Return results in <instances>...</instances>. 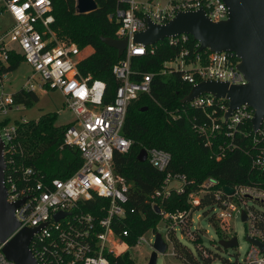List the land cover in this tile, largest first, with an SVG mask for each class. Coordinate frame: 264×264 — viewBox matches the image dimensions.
<instances>
[{
  "label": "built area",
  "instance_id": "obj_1",
  "mask_svg": "<svg viewBox=\"0 0 264 264\" xmlns=\"http://www.w3.org/2000/svg\"><path fill=\"white\" fill-rule=\"evenodd\" d=\"M198 9H202L215 22L226 20L229 14L223 0H118L108 18L119 24L116 37H127L129 42L111 67L118 86L105 101L106 82L93 78L90 73L83 74L78 68V46L55 36L51 0H0V12H7L13 21L8 31V41L0 38V69L7 65L8 53L14 51L32 66L30 79L34 78V74L39 76L37 84L28 79L21 89L33 92L35 87L58 89L62 93L73 119L65 127L61 148H75L81 159L80 166L71 175L47 180L40 178L33 168L16 162L14 141L17 128L20 123L27 121L18 113L26 107L15 102L13 93L6 91L8 72H1L0 138L4 144L6 163L3 182L7 201L19 202L14 210L19 229L39 227L29 244L39 264H119L111 262L110 258L124 255L130 247L146 243L153 249L157 226L139 234L134 244L126 241L128 229L122 228L119 232L114 230V226L127 212L128 183L117 176L113 168L115 153H126L131 145V141L122 134L127 106L140 94L150 93L151 82L156 75L137 72L132 68L133 57L148 52V47L134 44L132 36L144 31L148 20L161 25L177 12ZM188 39L187 34L164 39L171 46L180 45L182 50L165 63L159 74L181 70L184 72L182 79L191 86L203 80L221 81L229 85L246 83L243 74L237 69L239 59L234 53L203 50L191 54L185 47ZM155 45H150L149 50L152 51ZM223 101L227 100L204 93L187 103L209 120L196 127L207 146L211 147L216 140L229 139L228 143L219 144L216 160L236 148L234 136H247L242 126L251 123L254 114L251 107L243 104L225 118L228 104L225 105ZM252 142L256 151L252 166L264 173V117L256 132L252 127ZM145 150L149 164L165 172L170 164V153L156 147ZM173 182L177 184L173 185ZM193 185V181H189L185 174L166 171L160 188L150 197L152 208L155 205L159 207L158 214H161L166 229L164 236H161L167 249L168 244H171L173 255L171 233L176 236V229L182 232V227L189 223V219L187 231L190 229L194 208L199 206L204 197H211L212 201L206 207L212 209L220 228L231 229L232 218L241 217V212L245 211L248 224L246 234L264 242V212L247 203V200H254L264 204V182L236 184L230 186L231 193L213 177ZM172 193H186L189 207L175 212L163 211L156 200H165ZM95 199L100 201L94 203ZM58 214L61 215L56 217ZM257 222L259 225H256ZM1 247L0 244V264H14L5 257ZM244 264H264V254L249 243Z\"/></svg>",
  "mask_w": 264,
  "mask_h": 264
},
{
  "label": "trees",
  "instance_id": "obj_2",
  "mask_svg": "<svg viewBox=\"0 0 264 264\" xmlns=\"http://www.w3.org/2000/svg\"><path fill=\"white\" fill-rule=\"evenodd\" d=\"M95 2L97 4L95 10L76 14L74 0H51L54 16L52 28L57 38L71 41L78 46L79 70L83 74L90 73L93 78L106 82V101L118 86V81L111 73V67L119 57L115 49L100 40V36L116 37L119 24L114 19H109L108 15L117 6L118 0ZM149 47L147 54L133 57L132 68L137 72L156 74L151 82V91L149 94H140L127 106L122 134L131 141L130 149L126 153H115L113 160L115 174L128 183L127 212L114 226V230L119 232L122 228L128 229L129 236L126 241L130 244H134L139 234L155 229L159 222L160 215L152 208L150 197L160 188L166 171L185 174L189 181H193V186L207 177H213L225 186L264 182V173L252 166V157L256 151L252 142L251 123L247 122L242 126L247 136H234L236 148L227 151L220 160H216L219 144L228 143L229 139L216 140L211 147L207 146L196 127L197 124L209 120L198 109H192L187 103L181 102L191 88V84L182 79L184 72L173 70L170 73L159 74L165 63L176 57L182 47L171 46L167 40L158 42L152 51ZM185 47H188L191 54H196L198 43L189 35ZM8 54L7 65L2 66L0 73L10 72L24 61L23 57L14 51ZM13 97L15 102L25 107L32 106L38 99L33 91L23 89L15 91ZM223 103L228 104L227 101ZM56 118L57 114L52 112L45 113L38 119L20 123L14 141L16 162L33 168L39 177L45 180L65 178L81 164L80 155L75 148L68 146L61 148L67 124L57 125ZM150 147L170 153V164L165 172L152 167L148 160L144 162L137 160L138 152L142 148ZM99 201L100 199H95L93 202ZM211 201V197H204L194 210L205 208ZM156 203L165 212H175L189 207L186 193H172L165 200H156ZM130 209H133V212H130ZM208 219L215 227L219 238L231 237L227 229L221 230L213 216ZM189 223L182 227V233L187 231ZM256 225H259V222ZM194 235L192 241L197 246L201 260L205 264L210 263L215 254L201 245L202 233L199 230L194 231ZM170 239L174 256L179 261L199 264L191 251L182 245L174 234L171 233ZM110 260L119 264H135L128 252L117 258L111 257Z\"/></svg>",
  "mask_w": 264,
  "mask_h": 264
},
{
  "label": "water",
  "instance_id": "obj_3",
  "mask_svg": "<svg viewBox=\"0 0 264 264\" xmlns=\"http://www.w3.org/2000/svg\"><path fill=\"white\" fill-rule=\"evenodd\" d=\"M76 14L89 13L96 9L95 0H74ZM229 14L226 20L211 21L202 9L193 11H180L165 24H154L148 20L147 28L132 36L134 44L143 46L155 45L168 37L180 34L190 35L198 43L197 51L211 52L228 51L239 59L237 69L243 74L246 83L242 85H229L226 82L203 80L191 86L189 92L181 99L188 103L201 94L208 93L214 98L226 99L228 107L225 118L245 104L254 111L251 119L253 130L256 132L264 117V0H223ZM100 40L110 48L116 50L117 57L125 51L129 38L100 36ZM144 110V109H142ZM4 144L0 138V244L5 257L14 264H39L29 244L33 234L39 227H23L19 229V222L14 216L18 203L7 201V192L4 185V172L6 163L4 159ZM137 160H146V150L142 148L137 154ZM231 193L232 188L225 186ZM159 213V207L154 206ZM61 214L56 215L58 217ZM241 220L247 221L245 211L241 212ZM245 240L259 248L264 254V242L245 235ZM217 244L223 248L237 246L236 236L229 239H219ZM167 251V244L161 234H155L153 249L147 264H156L158 254Z\"/></svg>",
  "mask_w": 264,
  "mask_h": 264
},
{
  "label": "rangeland",
  "instance_id": "obj_4",
  "mask_svg": "<svg viewBox=\"0 0 264 264\" xmlns=\"http://www.w3.org/2000/svg\"><path fill=\"white\" fill-rule=\"evenodd\" d=\"M143 1V0H136ZM163 2L165 0H154ZM13 21L7 12H0V38L8 41V31L12 27ZM54 31V30H53ZM55 32V31H54ZM4 43L6 44V42ZM11 47V45H8ZM33 74L32 66L21 61L16 69L7 73L6 82L8 84L6 91L14 93L15 91L24 87L25 82L30 79ZM31 82L37 84L39 82L38 74H34V78L30 79ZM37 86V85H36ZM34 93L38 99L30 107L23 108L18 114L25 117L27 120L38 119L45 113H56L57 118L55 123L57 125H65L72 121L73 114L68 109L65 103V97L58 89H38L35 87ZM173 185L177 182H173ZM248 205H252L257 210H264V204L254 200H247ZM185 210V209H182ZM206 212V214H204ZM157 213V212H156ZM158 214V213H157ZM160 215L159 222L157 223L158 232L164 236L166 232L165 225L162 223V216ZM213 216V211L210 207L204 209H196L192 215V223L190 229L182 233L176 229V239L184 246H186L199 264H205L199 256L197 246L192 241L195 238L194 231L199 230L202 233L201 245L207 250L215 254V257L208 264H244L246 251L248 250L249 243L245 240L247 233V222H243L240 216L232 218L230 224L231 229L227 232L232 236H236L238 240L237 246L233 248L223 249L217 242L219 239L215 227L209 221V217ZM156 228V227H155ZM221 230H224L221 228ZM193 231V232H192ZM200 246V245H199ZM202 246L200 249H202ZM152 247L143 243L137 247H130L128 253L135 262V264H147ZM206 251V250H205ZM156 264H186L179 261L173 254L171 244H168V249L164 254H158Z\"/></svg>",
  "mask_w": 264,
  "mask_h": 264
}]
</instances>
